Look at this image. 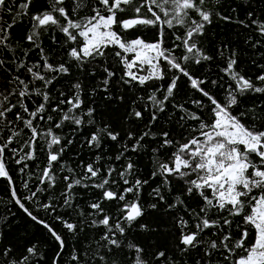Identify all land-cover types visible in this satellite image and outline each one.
<instances>
[{"label":"snow or ice","instance_id":"snow-or-ice-1","mask_svg":"<svg viewBox=\"0 0 264 264\" xmlns=\"http://www.w3.org/2000/svg\"><path fill=\"white\" fill-rule=\"evenodd\" d=\"M0 264H264V0H0Z\"/></svg>","mask_w":264,"mask_h":264},{"label":"trees","instance_id":"trees-1","mask_svg":"<svg viewBox=\"0 0 264 264\" xmlns=\"http://www.w3.org/2000/svg\"><path fill=\"white\" fill-rule=\"evenodd\" d=\"M222 28H223V25H221L220 28H215V29H213L212 31L219 32Z\"/></svg>","mask_w":264,"mask_h":264}]
</instances>
